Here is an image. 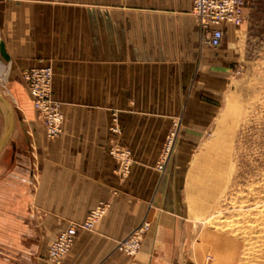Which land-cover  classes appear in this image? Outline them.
<instances>
[{
    "label": "crops",
    "instance_id": "crops-1",
    "mask_svg": "<svg viewBox=\"0 0 264 264\" xmlns=\"http://www.w3.org/2000/svg\"><path fill=\"white\" fill-rule=\"evenodd\" d=\"M190 5L0 0V38L9 56L0 57V74L8 76L15 113L0 152L8 264H53L45 258L52 240L100 202L109 203L107 210L92 229L78 231L60 264H172L180 217L176 181L155 164L173 116L184 109L194 119H210L213 107L201 101L202 82L212 79L210 67L219 58L201 46ZM48 64L52 96L64 113L54 138L46 136L22 78L24 70ZM113 114L119 133L109 129ZM112 140L133 152L127 177L116 172L108 152ZM142 220L151 222L150 230L128 256L116 245Z\"/></svg>",
    "mask_w": 264,
    "mask_h": 264
},
{
    "label": "rangeland",
    "instance_id": "rangeland-1",
    "mask_svg": "<svg viewBox=\"0 0 264 264\" xmlns=\"http://www.w3.org/2000/svg\"><path fill=\"white\" fill-rule=\"evenodd\" d=\"M208 52L219 56L216 65L210 67L215 73L212 79L202 82L201 101H211L213 107L208 114L210 119H194L184 109L173 116L155 164L160 173L166 172L176 181L173 183L180 217L174 228L175 249L170 263L264 264V213L250 211L244 217L238 213L264 204V0H246L241 25L226 32L221 45ZM4 75V81L0 79V95L13 104L6 88L8 76ZM183 98L186 108L188 94ZM53 99L62 110L60 100ZM5 122L6 116L0 109V134ZM114 122L120 130L115 114L111 125ZM115 143L129 147L115 140L108 146L117 171L118 160L112 153ZM129 150L132 169L133 152ZM251 220L262 222L252 235L251 231L230 227L236 221L245 225ZM146 221L151 227V222ZM5 246L0 223V264H8Z\"/></svg>",
    "mask_w": 264,
    "mask_h": 264
},
{
    "label": "built area",
    "instance_id": "built-area-1",
    "mask_svg": "<svg viewBox=\"0 0 264 264\" xmlns=\"http://www.w3.org/2000/svg\"><path fill=\"white\" fill-rule=\"evenodd\" d=\"M190 12L196 18L200 29L201 44L210 48L219 47L223 39L224 28L227 25L240 26L245 17L246 0H190ZM27 90L32 99V105L38 117L45 125L49 138L60 134L63 126V112L59 103L52 97L53 68L50 64L31 67L22 72ZM112 133H119L115 122L110 126ZM112 153L118 160L117 173L126 177L131 170V155L129 148H122L115 143ZM109 206L108 202H100L89 210L80 223L69 224L61 230L50 243L46 256L53 264H60L70 250L79 230H90L103 216ZM150 228L146 220L139 222L121 239L116 248L128 256H134L141 245L143 236Z\"/></svg>",
    "mask_w": 264,
    "mask_h": 264
},
{
    "label": "bare ground",
    "instance_id": "bare-ground-1",
    "mask_svg": "<svg viewBox=\"0 0 264 264\" xmlns=\"http://www.w3.org/2000/svg\"><path fill=\"white\" fill-rule=\"evenodd\" d=\"M4 74H0V79H2L3 81H4V76H3ZM0 109L3 111V113L5 114V116H6V122H5V124H4V126H3V129H5L6 128V126L8 125V123L10 122V116H9V112H8V108L6 107V106H4V105H2L1 103H0ZM2 129V130H3ZM236 203V202H235ZM239 203H240V201H239ZM262 205H264L263 203H262ZM261 204H256L255 206H251L250 208H247V209H243L242 211H240V212H238L242 217H244V216H247V215H250V211H252V213H264V209L263 208H261V206H262ZM245 208V207H244ZM240 210V209H239ZM238 210V211H239ZM255 210V211H254ZM254 211V212H253ZM258 215H260V214H258ZM239 216V215H238ZM264 215H262V217H263ZM237 217V216H236ZM261 217V216H260ZM260 217H259V219H260ZM218 218H219V216H218ZM229 218V217H228ZM253 218V217H252ZM251 218V219H252ZM250 219V218H249ZM258 219V218H257ZM242 220V219H241ZM255 221L256 220H254V221H250V222H248V223H246L245 225L244 224H239L240 222L239 221H236V225H231L230 227H232V226H235L234 227V229H236V230H244V231H247V232H249V231H253L254 229H256V227H257V225L259 224H257V223H255ZM233 222V221H232ZM239 222V223H238ZM243 222V221H242ZM259 222H260V220H259ZM262 223V222H261ZM261 223L259 224V226L261 225ZM264 223V222H263ZM262 223V225L264 226V224ZM258 228V227H257ZM264 228V227H263ZM232 229H233V227H232ZM235 230V231H236ZM234 231V230H233ZM246 232V233H247ZM259 232V231H258ZM261 232V231H260ZM240 233V232H239ZM238 233V234H239ZM241 233H243V232H241ZM248 234V233H247ZM253 234V232L252 233H250L249 232V235H252ZM254 234H255V232H254ZM236 236V235H235ZM241 236V235H240ZM246 236V235H245ZM260 236V235H259ZM250 237H253V236H250ZM247 238V237H246ZM261 240V239H260ZM258 242V241H257ZM251 245V244H250ZM256 245V244H255ZM250 247V246H249ZM251 248V247H250Z\"/></svg>",
    "mask_w": 264,
    "mask_h": 264
},
{
    "label": "water",
    "instance_id": "water-1",
    "mask_svg": "<svg viewBox=\"0 0 264 264\" xmlns=\"http://www.w3.org/2000/svg\"><path fill=\"white\" fill-rule=\"evenodd\" d=\"M0 57L3 60H7L9 58L3 40L0 38ZM0 103L8 108L9 116H10V122L6 126L5 129L1 131L0 134V152L7 141L9 135L11 134L15 122V113H14V107L13 105L3 96L0 95ZM7 119V118H6Z\"/></svg>",
    "mask_w": 264,
    "mask_h": 264
}]
</instances>
